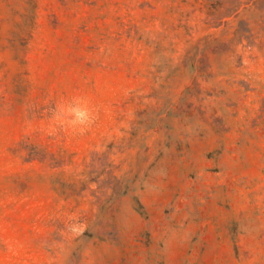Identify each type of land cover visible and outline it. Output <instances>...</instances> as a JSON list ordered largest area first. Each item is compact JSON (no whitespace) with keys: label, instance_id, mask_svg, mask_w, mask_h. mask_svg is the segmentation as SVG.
I'll list each match as a JSON object with an SVG mask.
<instances>
[{"label":"rangeland","instance_id":"rangeland-1","mask_svg":"<svg viewBox=\"0 0 264 264\" xmlns=\"http://www.w3.org/2000/svg\"><path fill=\"white\" fill-rule=\"evenodd\" d=\"M0 264H264V0H0Z\"/></svg>","mask_w":264,"mask_h":264},{"label":"clouds","instance_id":"clouds-1","mask_svg":"<svg viewBox=\"0 0 264 264\" xmlns=\"http://www.w3.org/2000/svg\"><path fill=\"white\" fill-rule=\"evenodd\" d=\"M98 110L89 107V102L82 98H74L68 105H57L52 109L51 120L62 128H69L73 132L83 135L95 123Z\"/></svg>","mask_w":264,"mask_h":264}]
</instances>
